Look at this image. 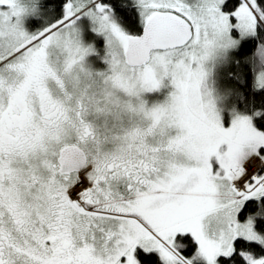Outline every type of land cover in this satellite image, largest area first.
<instances>
[{
  "label": "snow or ice",
  "instance_id": "1",
  "mask_svg": "<svg viewBox=\"0 0 264 264\" xmlns=\"http://www.w3.org/2000/svg\"><path fill=\"white\" fill-rule=\"evenodd\" d=\"M0 264H264V0H0Z\"/></svg>",
  "mask_w": 264,
  "mask_h": 264
}]
</instances>
